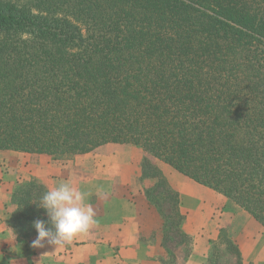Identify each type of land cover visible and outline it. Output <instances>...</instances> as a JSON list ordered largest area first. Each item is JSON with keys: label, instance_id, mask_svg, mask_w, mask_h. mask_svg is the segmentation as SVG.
<instances>
[{"label": "trees", "instance_id": "obj_1", "mask_svg": "<svg viewBox=\"0 0 264 264\" xmlns=\"http://www.w3.org/2000/svg\"><path fill=\"white\" fill-rule=\"evenodd\" d=\"M108 142L142 147L264 227V0H0V150L61 159ZM142 174L169 200L163 233L185 238L177 193L157 165ZM45 191L12 190L20 240L47 219Z\"/></svg>", "mask_w": 264, "mask_h": 264}, {"label": "crops", "instance_id": "obj_2", "mask_svg": "<svg viewBox=\"0 0 264 264\" xmlns=\"http://www.w3.org/2000/svg\"><path fill=\"white\" fill-rule=\"evenodd\" d=\"M132 148L108 142L67 159L0 150V264H210L217 250L216 264H264V227L257 220L214 189L159 166L166 187L177 193L186 235L166 245L163 212L152 202L160 177L143 176ZM32 179L47 190L67 182L87 193L98 223L64 247L32 248L37 235L20 240L8 224L12 190Z\"/></svg>", "mask_w": 264, "mask_h": 264}, {"label": "clouds", "instance_id": "obj_3", "mask_svg": "<svg viewBox=\"0 0 264 264\" xmlns=\"http://www.w3.org/2000/svg\"><path fill=\"white\" fill-rule=\"evenodd\" d=\"M87 193L64 182L45 191L34 202L43 209L47 219H35L31 226L37 236L31 241L32 248H44L46 244L53 250L64 247L79 235L86 234L98 221L95 210L86 202ZM12 238L15 239L14 233ZM11 264V261H9Z\"/></svg>", "mask_w": 264, "mask_h": 264}, {"label": "rangeland", "instance_id": "obj_4", "mask_svg": "<svg viewBox=\"0 0 264 264\" xmlns=\"http://www.w3.org/2000/svg\"><path fill=\"white\" fill-rule=\"evenodd\" d=\"M127 144H129V143H127ZM130 145H132V144H130ZM133 147L134 148H132V150H129V153L131 154V157H133V158H138V159H140V162H141V166L143 165V162L145 163V165H146V167L148 166L149 167V165H151L152 167H153V165H158L157 167L159 168V166H164V167H167V168H165V169H167V170H174V168L171 166V165H169V164H167V163H165V162H163V161H160V160H158V159H156V158H154L153 156H151L147 151H145L142 147H140V146H136V145H133ZM2 150V149H1ZM4 150V149H3ZM71 157V156H70ZM67 158H69V157H64V158H61V159H67ZM147 162H146V161ZM151 168V167H150ZM149 168H147V171L148 172H151L152 170H148ZM160 169V168H159ZM161 170V169H160ZM201 184V183H200ZM159 188V190L158 191H160L159 193H160V195H158L159 193L157 192V193H155L154 195L155 196H161L160 198H162V194L163 193H161L163 190H162V187L161 186H159L158 187ZM216 191V190H215ZM165 193V192H164ZM159 198V200H157V199H153L154 201H158V203H159V205H160V208H161V210H162V212H163V214H167V213H169V207H170V205H169V200H166V199H164V200H162V199H160ZM232 200V199H231ZM233 201V200H232ZM235 204H237L235 201H233ZM238 205V204H237ZM239 206V205H238ZM246 213H248L249 215H251L249 212H246ZM252 216V215H251ZM253 217V216H252ZM261 224V223H260ZM163 231V230H162ZM162 234H163V239H164V242H165V244L166 245H168V246H170V245H173L174 243H175V241L179 238V235L176 233V231L175 230H170V231H168L167 233H163L162 232ZM217 253H218V250L217 251H214V253L212 254V259H211V261H210V264H216L217 263V261L215 260L216 259V255H217Z\"/></svg>", "mask_w": 264, "mask_h": 264}]
</instances>
